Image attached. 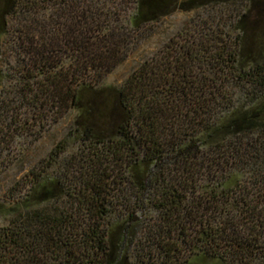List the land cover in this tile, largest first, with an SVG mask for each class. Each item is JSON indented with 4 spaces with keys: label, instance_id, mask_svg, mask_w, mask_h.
Here are the masks:
<instances>
[{
    "label": "trees",
    "instance_id": "16d2710c",
    "mask_svg": "<svg viewBox=\"0 0 264 264\" xmlns=\"http://www.w3.org/2000/svg\"><path fill=\"white\" fill-rule=\"evenodd\" d=\"M167 2L135 0L129 22L138 27L155 20ZM18 3L11 0L8 8ZM68 13L62 26L48 28L32 18L22 31L27 64L43 74L57 108L74 106L79 88L91 86L81 81L96 80L120 60L112 29H101L92 9L68 7ZM4 28L3 22L0 34ZM174 51L143 61L118 89L121 120L112 137L95 139L101 151H91L77 191L92 218L89 229L65 235L58 231L67 225L64 215L62 222L42 209L17 212L0 229V264H129L122 244L133 242L134 227L142 224L135 264H264V194L247 189L249 182L264 187V113L253 106L262 97L234 106L218 82L231 74L227 63L237 61L231 45L203 65L194 64L200 55L185 45ZM59 52L69 55L68 66ZM253 62L239 77L261 95L264 55ZM37 185L44 199L53 197ZM114 199L125 214L118 247L98 223Z\"/></svg>",
    "mask_w": 264,
    "mask_h": 264
},
{
    "label": "rangeland",
    "instance_id": "374dc122",
    "mask_svg": "<svg viewBox=\"0 0 264 264\" xmlns=\"http://www.w3.org/2000/svg\"><path fill=\"white\" fill-rule=\"evenodd\" d=\"M10 1L0 0V25H5L0 34V229L8 226L17 212L33 209L54 213L58 219L64 215L67 225L59 233L78 236L87 228L92 218L87 205L77 198V191L87 174L88 158L92 150L101 151L96 138L114 135L123 113L117 101L118 89L145 60H161L185 45L195 57L200 55L194 64L203 65L212 63L214 51L231 45L237 61L227 63L231 74L224 73L218 82L237 107L251 106L254 96H261V102L253 106L264 113V92L257 94L246 76L239 77L243 74L241 67L247 71L264 55V0H167L161 16L138 27L129 22L136 9L135 0H17L13 10L8 8ZM68 7L77 12L92 9L97 25L104 31L112 29L120 60L96 80H82L91 86L87 90L79 88L74 106L57 108L43 74L27 64L28 54L21 48L25 44L22 31L32 18L48 28L64 25L70 21ZM60 56L68 66L69 55ZM25 73L30 75L24 77ZM218 113L224 112L220 109ZM38 183L46 185L53 197L44 199ZM258 186L259 182H249L247 189L253 196L264 194V187L260 190ZM119 203L115 199L106 203L109 212L105 220L98 221L102 229H108L117 247L125 219ZM130 205L133 208L132 202ZM145 214L147 211L139 219L144 220ZM142 225L134 227L133 242L122 244L121 254L129 264L136 263L134 253L143 244ZM139 251L144 253V249Z\"/></svg>",
    "mask_w": 264,
    "mask_h": 264
}]
</instances>
